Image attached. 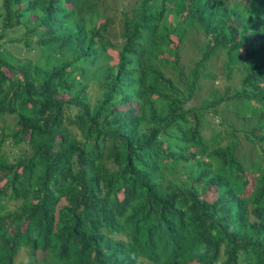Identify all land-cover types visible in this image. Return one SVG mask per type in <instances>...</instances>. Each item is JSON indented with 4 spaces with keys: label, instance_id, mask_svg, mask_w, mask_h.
<instances>
[{
    "label": "trees",
    "instance_id": "16d2710c",
    "mask_svg": "<svg viewBox=\"0 0 264 264\" xmlns=\"http://www.w3.org/2000/svg\"><path fill=\"white\" fill-rule=\"evenodd\" d=\"M129 3L0 0V264H264V0Z\"/></svg>",
    "mask_w": 264,
    "mask_h": 264
},
{
    "label": "rangeland",
    "instance_id": "374dc122",
    "mask_svg": "<svg viewBox=\"0 0 264 264\" xmlns=\"http://www.w3.org/2000/svg\"><path fill=\"white\" fill-rule=\"evenodd\" d=\"M129 7H131L134 3L135 0H129ZM83 13H81L82 15ZM112 15L114 17H112V20L114 19L115 22H113L111 24V28L113 29V31H116L118 28L117 25V13L115 11H112ZM109 16V14H108ZM103 17H99L97 19V22L101 23L103 21ZM19 36V33H14L13 37L17 38ZM172 41L173 44H176V39L174 37H172ZM118 43L116 44L115 48H118L121 45V42L118 40ZM186 49L184 51V53L182 54L181 58L183 59L184 57H188V58H193L194 54L191 51V44L190 42H187L186 44ZM6 49L9 51V53L11 55H13L14 57H19V58H29L30 56H34L39 54L41 51L38 52V49L33 50L30 49L28 52L26 50V47L22 46V43L16 44V45H12V43H8V45L5 46ZM112 49V48H111ZM109 49V54L112 56V60L114 61L116 59V53L115 51L112 49ZM215 59V58H214ZM211 64V69L213 71V73L215 74L212 78H209L208 80H202L200 83L199 88L196 90L190 104H192V106H194V108L196 106H199L202 102H203V98H205L207 96V92L210 88H215L216 91L222 95L224 92V89L227 85L230 86H234V88L238 87V80H237V76H232L230 79H226L223 75V71L220 67V60H214ZM159 67V69L161 70V72L169 77L176 85H178V81H177V77L174 71H172V69H170L169 65H165V64H158L156 63ZM210 108V107H209ZM209 108H207L206 106V110H198L196 109V113L198 115L199 118V124L201 126L202 129H204L207 125V123H209V127L212 126V124L217 125L220 121H223L224 124H222L221 127L217 128L218 130H226L229 131L230 129H233L235 127V121H234V117H233V111L230 109V107H225L223 103H218L216 108L213 110V112H215V114L209 110ZM2 123V125H6V126H10V123H12L11 119L8 117L5 118H0V124ZM212 131H210L209 128H205L203 130V135L205 137L209 136L210 133ZM226 134L225 132H223V135ZM227 139L223 138L220 139L218 141H216L215 144L213 145H209L210 147H214V146H226L227 145ZM192 150H196L195 147H192ZM235 154L238 156V158H240V160L244 163V166H247V164L249 163L250 160H248V145L245 142H241L238 143L236 150H235ZM246 179L248 180V184L246 185V191L245 193L250 189V187H252V180L253 177L251 175V173H248L246 176ZM213 189V188H211ZM209 195V192L207 193V196ZM206 196V197H207ZM209 200V199H208Z\"/></svg>",
    "mask_w": 264,
    "mask_h": 264
},
{
    "label": "clouds",
    "instance_id": "9594fccd",
    "mask_svg": "<svg viewBox=\"0 0 264 264\" xmlns=\"http://www.w3.org/2000/svg\"><path fill=\"white\" fill-rule=\"evenodd\" d=\"M202 134H203V133H202ZM249 190H250V189H249ZM249 190L246 192V194L249 192ZM245 191H246V187H245L244 193L241 194V195H245ZM25 264H29V262H28V261H25Z\"/></svg>",
    "mask_w": 264,
    "mask_h": 264
}]
</instances>
